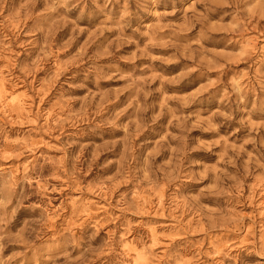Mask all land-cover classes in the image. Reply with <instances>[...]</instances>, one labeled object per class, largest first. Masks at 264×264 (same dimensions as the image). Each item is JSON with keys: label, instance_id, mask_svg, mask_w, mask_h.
Masks as SVG:
<instances>
[{"label": "rangeland", "instance_id": "rangeland-1", "mask_svg": "<svg viewBox=\"0 0 264 264\" xmlns=\"http://www.w3.org/2000/svg\"><path fill=\"white\" fill-rule=\"evenodd\" d=\"M0 264H264V0H0Z\"/></svg>", "mask_w": 264, "mask_h": 264}]
</instances>
